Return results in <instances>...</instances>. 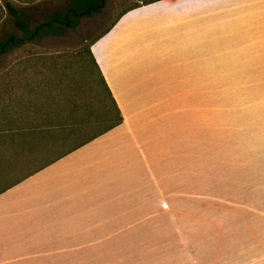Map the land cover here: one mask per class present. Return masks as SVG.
<instances>
[{"label":"crops","instance_id":"0c3cea01","mask_svg":"<svg viewBox=\"0 0 264 264\" xmlns=\"http://www.w3.org/2000/svg\"><path fill=\"white\" fill-rule=\"evenodd\" d=\"M90 51L122 123L0 193V264H103V249L143 250L125 264H264V239L187 210L204 200L203 162L187 159L204 73L264 72V0H160Z\"/></svg>","mask_w":264,"mask_h":264},{"label":"trees","instance_id":"16d2710c","mask_svg":"<svg viewBox=\"0 0 264 264\" xmlns=\"http://www.w3.org/2000/svg\"><path fill=\"white\" fill-rule=\"evenodd\" d=\"M157 1L126 5L77 50L54 53L34 45L42 36L75 29L105 0H70L40 23L30 18L34 8L0 2V193L122 123L90 46L122 15Z\"/></svg>","mask_w":264,"mask_h":264},{"label":"rangeland","instance_id":"374dc122","mask_svg":"<svg viewBox=\"0 0 264 264\" xmlns=\"http://www.w3.org/2000/svg\"><path fill=\"white\" fill-rule=\"evenodd\" d=\"M8 1L17 8H34L30 18L40 23L48 13L65 9L70 0ZM134 1L141 2L105 0L99 12L81 18L75 29L65 28L57 35L42 36L34 46L51 53L77 50L102 32L121 8ZM3 64L4 57H0V67ZM201 107V136L196 143L188 138L187 159L190 163L203 162V184L197 187L204 200L188 201L187 210L192 215L200 209L225 214L219 219L220 226L223 221L229 222L231 227L226 231L233 232L236 241L248 233L250 238H246L257 244L259 238L264 239V72L204 73ZM181 219L188 226L193 217ZM153 237L158 253L157 246L164 236L156 233ZM206 251L200 249L199 253L206 257ZM142 252L103 249L102 257H92V261L102 260L105 264L118 257L119 263L125 264L131 255H139L142 262Z\"/></svg>","mask_w":264,"mask_h":264}]
</instances>
